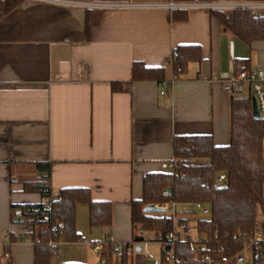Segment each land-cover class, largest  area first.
I'll use <instances>...</instances> for the list:
<instances>
[{
	"label": "crops",
	"instance_id": "obj_1",
	"mask_svg": "<svg viewBox=\"0 0 264 264\" xmlns=\"http://www.w3.org/2000/svg\"><path fill=\"white\" fill-rule=\"evenodd\" d=\"M167 1L23 0L6 13L0 0V264H34L39 227L13 217V209L44 198L24 192L23 182L49 177L53 194L85 189L93 202L111 205V225L90 227L89 207L79 204L82 241L60 243L51 261L100 264L93 244L133 241L131 204L141 200L145 177L167 172L174 138L229 145L230 97L216 78L234 72L236 62L264 71V41L247 46L209 15L245 0H193L202 8L188 10L185 22L144 8ZM98 6L109 8L86 40V10ZM178 46H198L202 61L190 63L164 95L157 82L111 91L112 83H129L135 63L164 68L170 81L167 60ZM9 236L16 240L6 253ZM135 253L143 255L136 257L140 264L149 263L144 252Z\"/></svg>",
	"mask_w": 264,
	"mask_h": 264
},
{
	"label": "trees",
	"instance_id": "obj_2",
	"mask_svg": "<svg viewBox=\"0 0 264 264\" xmlns=\"http://www.w3.org/2000/svg\"><path fill=\"white\" fill-rule=\"evenodd\" d=\"M22 1L4 0L5 12H11ZM172 1L193 2V0ZM102 15V10H86L84 24L86 40L90 38L91 29L99 25ZM209 15L222 29L247 46L253 42L264 41V11L240 8L209 10ZM187 19L188 11L183 9L174 10L170 16L172 22H185ZM201 61V50L198 46H178L173 50L167 63L174 74L177 69L183 74L190 63ZM242 64H244L243 70L240 69ZM235 65L236 76L242 71L249 73L251 70L248 61L236 62ZM163 81H165L164 68H146L135 63L131 67L129 83H112L111 91L129 92L133 83ZM229 97V145L216 147L210 137L174 138L173 160L168 162L175 164L174 172L145 177L141 200L131 204L134 235L136 229L142 228L145 233H153L156 239L164 238L171 231V222L162 221L158 214L145 213L143 209L146 206L168 202L176 205L200 204L208 207L209 220L197 222L196 229L211 238L214 235L219 236V239L232 238L240 233H250L258 228H264V121L252 117L250 93L247 98ZM37 167L47 172L50 168L46 164H38ZM222 175L225 176L224 180L220 185H216L217 178ZM22 185L24 192L38 193L43 198L58 199L57 202L52 201L50 211L43 209V204L18 208L22 213L21 220L32 225L39 224V231L34 237V264H51L52 258L58 253L60 243L82 241L75 227V209L79 204H86L89 207L90 227L111 225V205L93 202L88 190L69 189L53 194L49 177L23 182ZM165 192L168 194L166 195ZM46 215L50 217V221L38 223L39 219ZM57 223H62L63 227L53 231L52 228ZM15 240L12 236L8 237V245L4 248L6 253L9 252V245ZM133 242H137L136 236L133 237ZM113 262L131 264V256L124 252L119 261Z\"/></svg>",
	"mask_w": 264,
	"mask_h": 264
},
{
	"label": "built area",
	"instance_id": "obj_3",
	"mask_svg": "<svg viewBox=\"0 0 264 264\" xmlns=\"http://www.w3.org/2000/svg\"><path fill=\"white\" fill-rule=\"evenodd\" d=\"M39 2H50V0H32ZM56 3V1H52ZM62 3V2H61ZM70 5L71 3H62ZM109 7H96L91 10H106ZM145 9L165 10L172 13L174 10H192L202 8L197 4H181L168 0L163 5H149ZM250 9L253 11H264V0L257 2L232 4L224 6L221 10L230 9ZM169 59V58H168ZM180 69L170 81L162 82L161 95L166 93V89L180 75ZM221 83L224 91L228 96H238L244 90L248 89L252 100L256 102L257 111L261 121H264V71L260 69H252L249 73L242 71L238 76L234 72L221 74L216 78ZM264 146V140H263ZM175 164L168 163L165 169L168 173H173ZM225 176L222 175L216 180V185H220ZM167 195L168 193L165 192ZM52 201L57 202L55 198H44L43 207L50 211ZM161 210L159 218L162 221L171 222V231L164 238L150 240L145 237L142 228L136 229V238H141L140 242H131L127 245L114 242L110 237L102 239L98 243L92 245V250L97 254L100 264H112L113 261H119L127 252L131 255L136 252L137 247L142 249L144 257L149 264H264V228H258L250 233H240L232 238L219 239V236L208 237L206 233L199 232L196 229V239H191L187 233L188 224L185 221L177 220L176 208L178 205L172 202L153 205ZM196 210H201L202 205L193 206ZM13 217L22 219L20 210L13 211ZM50 217L48 215L39 219L38 223H48ZM39 225V224H37ZM63 224L57 223L52 230L62 229ZM155 246V252L149 251L150 247ZM126 248V249H125ZM8 257V254H5Z\"/></svg>",
	"mask_w": 264,
	"mask_h": 264
},
{
	"label": "rangeland",
	"instance_id": "obj_4",
	"mask_svg": "<svg viewBox=\"0 0 264 264\" xmlns=\"http://www.w3.org/2000/svg\"><path fill=\"white\" fill-rule=\"evenodd\" d=\"M249 0H245L244 3H248ZM249 95L248 89L244 90L238 95L239 98H247ZM177 220L185 221L188 224V229L186 235H188L192 240L196 239V225L199 221H207L210 218V210L208 207H203L201 210H196L193 206L178 205L176 208ZM155 214V213H153ZM135 236V235H134ZM146 238H150L148 234H145ZM152 239L154 236L151 237ZM149 251L155 252L156 248L152 245L148 249ZM134 257L131 258V264H140L136 257L143 256L142 254H136L135 252H130ZM112 264H116L113 262ZM149 264V263H148Z\"/></svg>",
	"mask_w": 264,
	"mask_h": 264
},
{
	"label": "water",
	"instance_id": "obj_5",
	"mask_svg": "<svg viewBox=\"0 0 264 264\" xmlns=\"http://www.w3.org/2000/svg\"><path fill=\"white\" fill-rule=\"evenodd\" d=\"M252 117H253L254 119H256V120H260V117H259V114H258V111H257V107H256V102H255L254 99L252 100ZM143 211H144L145 213H155V214L161 212L160 209L154 207L153 205L146 206V207L143 209ZM136 240H137V242H140V241H141V238L137 237ZM136 251H137V252H141L142 249H141L140 247H137Z\"/></svg>",
	"mask_w": 264,
	"mask_h": 264
},
{
	"label": "bare ground",
	"instance_id": "obj_6",
	"mask_svg": "<svg viewBox=\"0 0 264 264\" xmlns=\"http://www.w3.org/2000/svg\"><path fill=\"white\" fill-rule=\"evenodd\" d=\"M173 76V75H172ZM46 175V174H45ZM59 204V203H58ZM23 208V207H22ZM44 209V208H43ZM23 211V210H22ZM34 214V213H33ZM28 222V221H27ZM30 222V221H29ZM61 237V236H60ZM8 252V251H7Z\"/></svg>",
	"mask_w": 264,
	"mask_h": 264
}]
</instances>
